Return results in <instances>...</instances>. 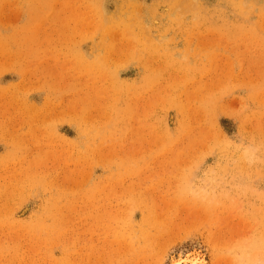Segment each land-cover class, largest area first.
Returning <instances> with one entry per match:
<instances>
[{
	"label": "rangeland",
	"instance_id": "obj_1",
	"mask_svg": "<svg viewBox=\"0 0 264 264\" xmlns=\"http://www.w3.org/2000/svg\"><path fill=\"white\" fill-rule=\"evenodd\" d=\"M264 264V0H0V264Z\"/></svg>",
	"mask_w": 264,
	"mask_h": 264
},
{
	"label": "bare ground",
	"instance_id": "obj_2",
	"mask_svg": "<svg viewBox=\"0 0 264 264\" xmlns=\"http://www.w3.org/2000/svg\"><path fill=\"white\" fill-rule=\"evenodd\" d=\"M167 264H206V257L200 249L195 248L186 254H171Z\"/></svg>",
	"mask_w": 264,
	"mask_h": 264
}]
</instances>
